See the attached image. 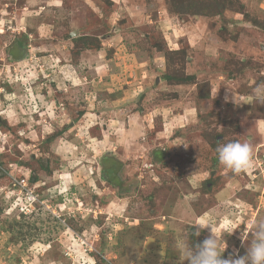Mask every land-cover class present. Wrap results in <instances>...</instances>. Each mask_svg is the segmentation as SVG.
Here are the masks:
<instances>
[{
	"label": "rangeland",
	"instance_id": "374dc122",
	"mask_svg": "<svg viewBox=\"0 0 264 264\" xmlns=\"http://www.w3.org/2000/svg\"><path fill=\"white\" fill-rule=\"evenodd\" d=\"M263 199L264 0H0V264L243 255Z\"/></svg>",
	"mask_w": 264,
	"mask_h": 264
},
{
	"label": "clouds",
	"instance_id": "9594fccd",
	"mask_svg": "<svg viewBox=\"0 0 264 264\" xmlns=\"http://www.w3.org/2000/svg\"><path fill=\"white\" fill-rule=\"evenodd\" d=\"M256 95L262 94V87L255 90ZM217 158L221 165L229 169L234 174H241L250 169L252 161L253 146L250 141H232L220 144L216 148ZM200 226V225H199ZM205 226L211 227L210 219ZM251 233L249 240L248 233ZM199 235V231L194 233ZM241 240L249 241L244 255L230 254L228 258H222V253L226 247L223 240H218L212 233L199 244H194L190 239L185 240L178 252L182 255L183 261L187 264H264V220L253 222L249 229L241 234ZM221 243L223 251H221Z\"/></svg>",
	"mask_w": 264,
	"mask_h": 264
},
{
	"label": "crops",
	"instance_id": "0c3cea01",
	"mask_svg": "<svg viewBox=\"0 0 264 264\" xmlns=\"http://www.w3.org/2000/svg\"><path fill=\"white\" fill-rule=\"evenodd\" d=\"M264 200V199H263ZM264 209V208H263ZM255 212H257V216H256V218L258 217V216H260L259 217V219L258 220H256V218L253 220V222H256V221H259V220H262V219H264V214H262V215H260L261 213H259V210H257V211H255ZM252 222V223H253ZM251 225V224H250ZM247 231V230H246ZM248 235H249V233H248ZM244 255V254H243ZM242 256V255H241Z\"/></svg>",
	"mask_w": 264,
	"mask_h": 264
},
{
	"label": "built area",
	"instance_id": "2783aa9c",
	"mask_svg": "<svg viewBox=\"0 0 264 264\" xmlns=\"http://www.w3.org/2000/svg\"><path fill=\"white\" fill-rule=\"evenodd\" d=\"M32 198H29V200H31Z\"/></svg>",
	"mask_w": 264,
	"mask_h": 264
}]
</instances>
